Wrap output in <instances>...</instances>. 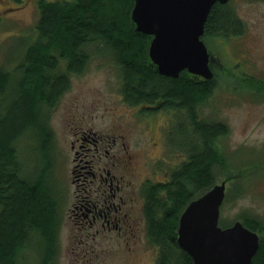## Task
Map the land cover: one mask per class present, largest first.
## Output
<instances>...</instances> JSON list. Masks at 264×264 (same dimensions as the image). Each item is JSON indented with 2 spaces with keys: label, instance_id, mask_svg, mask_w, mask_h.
Returning <instances> with one entry per match:
<instances>
[{
  "label": "trees",
  "instance_id": "trees-1",
  "mask_svg": "<svg viewBox=\"0 0 264 264\" xmlns=\"http://www.w3.org/2000/svg\"><path fill=\"white\" fill-rule=\"evenodd\" d=\"M37 3L39 15L26 33L31 40L21 60L11 70L0 64V264H18L19 254L31 242H36L38 264L50 259L52 253L47 249L53 237L46 230L54 218L49 196L55 194L50 188L54 185L53 151L46 114L68 88V75L83 71L95 55L111 57L118 64L124 101L145 104L143 110L150 114L171 113L165 146L168 151L177 147L185 158L165 181L144 184L147 231L157 247L153 264H191L189 254L176 241L178 217L191 199L211 187L216 168H229L216 145L217 137L227 134V125L204 119L199 112L214 89V80L196 78L185 70L177 77L159 74L148 53L152 36L136 30L131 20L134 0ZM203 27L201 37L207 41L211 35L239 34L244 25L227 2H216ZM27 132L39 142L34 161L23 156L19 160L15 148V141ZM252 167L249 164L240 173ZM226 175L227 179L238 178ZM236 185L235 195H239L243 186ZM240 221L261 238L250 264H264V220L243 215ZM36 229L42 231L40 238L31 235Z\"/></svg>",
  "mask_w": 264,
  "mask_h": 264
},
{
  "label": "rangeland",
  "instance_id": "rangeland-1",
  "mask_svg": "<svg viewBox=\"0 0 264 264\" xmlns=\"http://www.w3.org/2000/svg\"><path fill=\"white\" fill-rule=\"evenodd\" d=\"M38 1L0 0V64L8 70L21 60L22 51L31 40L26 33L31 32L30 28L38 18ZM227 4L243 22V34L233 40H203L206 47L219 52L221 58H231V64L237 68L243 66L253 78L247 75L244 78L241 73L234 75L219 68L221 71L215 76L214 89L199 108L202 118L227 125V134L218 136L216 145L224 154L229 168L226 171L216 168L214 183L227 179V173L238 177H231L227 182V197L220 205L218 217V224L222 227L241 220L243 215L264 220V0H228ZM223 61L229 65L227 59ZM213 63L217 66L214 59ZM87 64L83 71L68 75V88L46 114L53 151L52 181L67 184L73 178L66 140L77 124L87 129L92 127L123 133L130 140V153L135 155L137 178L140 180L145 176L150 177V182L165 181L175 164L185 158L177 147L168 151L165 146L164 133L166 126L172 125L171 113L162 110L140 118L142 110L140 117L133 116L136 106L124 101L119 90L121 74L118 64L113 63L111 57L99 55L92 56ZM254 78L259 79V84ZM15 142L19 160L22 156L30 161L36 159L39 142L30 132L24 133ZM155 162L157 165L153 166ZM249 164L253 165L252 169H244V174H241V168L249 167ZM29 165L36 171L33 163ZM238 181L243 188L239 195H235ZM35 243L26 245L24 253L19 254L18 264H38L40 259L34 252ZM151 243V254L147 251L150 256H147L148 259L144 256L138 264H145V259L146 264L154 262L157 247ZM68 244V240L61 237L59 251L51 264H104L102 256L89 262L77 260V255L81 254L80 247L75 241L73 249ZM106 263L114 264L111 259Z\"/></svg>",
  "mask_w": 264,
  "mask_h": 264
},
{
  "label": "flooded vegetation",
  "instance_id": "flooded-vegetation-1",
  "mask_svg": "<svg viewBox=\"0 0 264 264\" xmlns=\"http://www.w3.org/2000/svg\"><path fill=\"white\" fill-rule=\"evenodd\" d=\"M243 31L222 37L211 35L209 39L233 40L241 36ZM208 49L209 68L212 71L210 79L214 80L215 84V76L221 69L231 71L234 75L241 73L244 78L249 76L243 66L237 68L235 64H231V58H221L219 52L213 48ZM213 59L217 66H214ZM223 59H227L229 65H226ZM233 65L236 70L231 67ZM254 80L259 84V79ZM144 105L134 104L136 108L132 115L140 117L142 114L140 118H145L146 114H150L143 110ZM83 126L77 124L66 140L72 161L70 171L74 173L73 178L71 177L67 184L55 180L58 185L55 182L50 185L55 194L49 196L54 218L46 234H51L53 240L47 249L52 254L46 264H51L55 259L61 237L68 240L71 249L73 241L80 247L81 254L77 255V260L89 262L102 256L104 264H107L106 260L109 259L113 260L114 264H138L140 260L150 256L152 248L142 190L144 184L151 179L145 176L140 180L137 178L135 155L130 153V140L123 133L108 132L101 128L87 129ZM156 165L157 162L153 166ZM222 180H225L226 192L230 178ZM31 232L32 237L42 236V231L39 232L38 229ZM148 250L150 254L147 253Z\"/></svg>",
  "mask_w": 264,
  "mask_h": 264
},
{
  "label": "water",
  "instance_id": "water-1",
  "mask_svg": "<svg viewBox=\"0 0 264 264\" xmlns=\"http://www.w3.org/2000/svg\"><path fill=\"white\" fill-rule=\"evenodd\" d=\"M228 0H134L135 29L151 35L150 61L159 74L177 77L181 70L210 79L209 51L201 38L212 4ZM225 180L191 199L178 217L176 241L191 264H250L258 249L256 231L235 220L219 226Z\"/></svg>",
  "mask_w": 264,
  "mask_h": 264
}]
</instances>
